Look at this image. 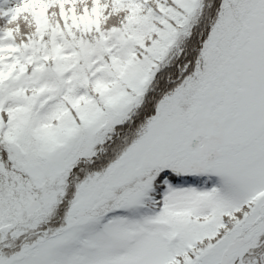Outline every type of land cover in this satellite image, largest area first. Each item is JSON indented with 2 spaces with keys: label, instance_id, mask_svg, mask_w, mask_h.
<instances>
[{
  "label": "snow or ice",
  "instance_id": "obj_1",
  "mask_svg": "<svg viewBox=\"0 0 264 264\" xmlns=\"http://www.w3.org/2000/svg\"><path fill=\"white\" fill-rule=\"evenodd\" d=\"M0 264H264V0H0Z\"/></svg>",
  "mask_w": 264,
  "mask_h": 264
}]
</instances>
